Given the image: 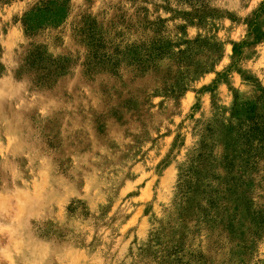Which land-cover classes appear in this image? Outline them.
Returning <instances> with one entry per match:
<instances>
[{"label": "rangeland", "instance_id": "1", "mask_svg": "<svg viewBox=\"0 0 264 264\" xmlns=\"http://www.w3.org/2000/svg\"><path fill=\"white\" fill-rule=\"evenodd\" d=\"M39 1H0V264H264V0H69L30 39Z\"/></svg>", "mask_w": 264, "mask_h": 264}, {"label": "trees", "instance_id": "2", "mask_svg": "<svg viewBox=\"0 0 264 264\" xmlns=\"http://www.w3.org/2000/svg\"><path fill=\"white\" fill-rule=\"evenodd\" d=\"M6 1V0H0ZM185 4L195 5L200 3L202 7H205L208 0H176ZM69 0H41L34 5L28 12H26L22 18V25L24 26L26 35L33 39L38 36L42 31L47 29H56L65 22L69 15ZM142 48L139 44L134 43L128 45L119 54L123 60L127 61L131 65L141 64L143 61L140 58ZM110 58H113L111 56ZM26 66L30 70H35L38 73V82L42 85L50 84L51 80L58 78L65 73L66 59L51 58L43 48L36 47L30 50L25 60ZM103 60L93 62L91 67L95 68L101 66Z\"/></svg>", "mask_w": 264, "mask_h": 264}]
</instances>
